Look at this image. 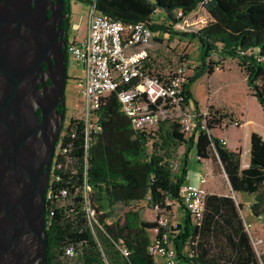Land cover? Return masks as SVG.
I'll return each mask as SVG.
<instances>
[{
    "label": "trees",
    "instance_id": "16d2710c",
    "mask_svg": "<svg viewBox=\"0 0 264 264\" xmlns=\"http://www.w3.org/2000/svg\"><path fill=\"white\" fill-rule=\"evenodd\" d=\"M71 1L66 0L69 14ZM91 4L113 20L146 21L157 34L162 32L199 41L201 65L188 77L183 92L185 102L193 103L197 112L200 113L191 91L192 84L204 73L212 74L215 64L227 58L237 60L264 107V0H93ZM158 12L165 15L162 23L154 19ZM249 49L256 53L243 54ZM66 56L69 61L68 53ZM213 56L219 59L215 61ZM155 70V65L150 64L148 71L156 73ZM58 108L65 121V102ZM208 110L212 115L207 129H201L199 122L189 138L180 131L177 122L169 125L166 134L158 130L155 135L134 130L129 117L121 111L116 92L104 96L103 129L91 135L88 142L83 125L72 120L60 137L61 147L67 148V152L59 153L56 158L55 179L51 185L55 196L49 200L47 210L49 264H67L65 248L79 244L81 252L77 262L81 264H155L148 246L157 221L143 220L140 213L146 208H164L167 197H179L186 169L174 174L170 153L181 143L195 142L199 159L208 158L212 149L225 158L221 142L211 130L232 116L213 106ZM164 124L162 122L159 128L163 129ZM228 153L235 161L234 170L227 171L233 187L253 193L256 201L251 206L252 211L257 216L263 215L264 138L258 133L252 134L251 166L241 170L239 176L234 175V171H239L241 154ZM87 183L98 189L107 207H126L121 216L113 217L110 212L101 216L103 228L98 227L99 240L86 217L84 187ZM64 190L66 194L62 193ZM204 220L205 215L200 227L192 226L187 213L184 225L179 226L175 239L177 252L179 258L189 264H207L200 251ZM260 264H264V255Z\"/></svg>",
    "mask_w": 264,
    "mask_h": 264
},
{
    "label": "built area",
    "instance_id": "2783aa9c",
    "mask_svg": "<svg viewBox=\"0 0 264 264\" xmlns=\"http://www.w3.org/2000/svg\"><path fill=\"white\" fill-rule=\"evenodd\" d=\"M87 15L86 33L83 35L80 28H71L67 37L69 59L82 66L84 76L79 85L82 97L79 106L81 115L70 118L68 123L66 121L64 128L72 120H75V124H82L88 142L91 135L103 129L101 107L104 96L116 92L121 111L129 117L136 131L155 135L162 122H177L186 137L194 132L199 122L201 129H207L212 113L208 109L200 113L193 111L183 97L184 85L188 81V71L191 68L188 61L181 62L164 77L148 71L149 65L154 64L152 50L157 34L149 22L127 23L113 20L99 11L95 4L90 5ZM253 52L256 53V50L249 49L243 54ZM225 68V60H219L214 66V70ZM223 125L240 127L242 122L232 117L224 119ZM64 128L60 137L64 135ZM220 142L223 145L228 144L226 138H221ZM61 145L62 138H59L46 195L48 204L55 196L51 185L55 179L56 158L59 153L67 152V148H62ZM170 163L172 172L179 174L182 170L181 162L175 160ZM212 172V168L207 166L200 174L199 185L184 182L178 198L167 197L165 207L155 209L157 227L152 229L148 246V252L154 257L155 264H178L179 255L175 239L179 228L171 222L170 213L174 207L182 205L190 217L192 226L200 227L205 215L206 197L209 194L206 185ZM92 190L94 188L87 183L84 187L85 212L92 232L99 240L97 230L98 227L103 228L100 218L105 212L94 207L89 197ZM62 193L66 194V191ZM49 219L47 215V220ZM252 245L257 255L262 257L264 240L254 237ZM79 246L80 244L69 245L65 248V255L69 259L67 264H81L77 262L81 252ZM125 254L128 255V252ZM105 260L108 263L106 258Z\"/></svg>",
    "mask_w": 264,
    "mask_h": 264
},
{
    "label": "water",
    "instance_id": "95a60500",
    "mask_svg": "<svg viewBox=\"0 0 264 264\" xmlns=\"http://www.w3.org/2000/svg\"><path fill=\"white\" fill-rule=\"evenodd\" d=\"M51 3L53 0H0V135L23 133L33 127L32 119L39 127H50L54 120L58 125L45 163L46 171L34 150L30 153L31 146L28 144L26 151L18 142L20 149L16 152L19 156L14 163V176L9 180L2 171L0 185L5 192L9 182L19 179L14 197L0 198V206L7 211L8 221L15 220L20 230L35 237L45 263V194L55 143L64 120L58 105L65 102L68 77L67 44L58 40L52 18L48 16ZM59 13L62 15L61 10ZM45 62L48 67L43 73ZM47 77L52 78L50 85L46 84ZM40 78L43 79L42 89L38 88ZM35 102L43 110L42 123L36 115Z\"/></svg>",
    "mask_w": 264,
    "mask_h": 264
},
{
    "label": "crops",
    "instance_id": "0c3cea01",
    "mask_svg": "<svg viewBox=\"0 0 264 264\" xmlns=\"http://www.w3.org/2000/svg\"><path fill=\"white\" fill-rule=\"evenodd\" d=\"M72 25L73 29L79 28L75 27V24ZM81 31L83 35L86 33V30ZM225 61L227 68L224 71L204 73L199 78L207 81L208 92L205 107L199 105V110L204 112L213 106L233 118L240 119L242 125L240 127L220 125L211 130L212 135L219 141L221 138L228 140L227 145L221 144L224 159L215 149L210 151L208 158L199 159L195 142L191 144L187 142L176 147L179 148L177 160L181 162L182 169H186L185 183L199 185L201 172L207 166H210L213 171L206 185L209 194L205 202L200 250L203 261L207 264H232L233 262L260 264L261 257L257 255L253 247L252 239L260 237L264 240V214L257 216L252 211L251 206L256 201L255 195L244 189H235L227 171H233L235 167L233 155L228 152L241 154L240 168L238 172L234 171V175L239 176L241 170L251 166V136L253 133H258L264 138V107L254 95L247 76L238 66L237 61L231 58ZM189 104L192 109L191 103ZM192 160L196 161L194 170L190 168ZM145 210L153 211L154 209L146 208L141 213ZM170 218L173 224L176 223L174 226L179 228L187 219V211L182 205L176 206L172 209ZM178 264H189V262L179 258Z\"/></svg>",
    "mask_w": 264,
    "mask_h": 264
},
{
    "label": "flooded vegetation",
    "instance_id": "af4514ba",
    "mask_svg": "<svg viewBox=\"0 0 264 264\" xmlns=\"http://www.w3.org/2000/svg\"><path fill=\"white\" fill-rule=\"evenodd\" d=\"M66 0L58 1L53 0V3L49 5L48 16L52 18L53 25L55 26L56 36L58 40L66 41L67 37L71 30V14L67 12L66 8ZM54 5V6H53ZM62 11V15L59 11ZM55 11V14L53 15ZM67 51V47H66ZM52 63L55 62L53 57H51ZM48 63L45 62L43 64V73L47 70ZM68 75V71H67ZM41 78H43V74H40ZM38 81V88H43V79ZM69 80V75L67 77L66 86ZM52 81L51 77H47L46 84L50 85ZM44 92H41V95ZM37 102H35V106ZM60 104L58 105V107ZM65 120L67 117L68 106H67V97H66V87H65ZM59 110V108H58ZM59 112V111H58ZM60 113V112H59ZM36 115L39 118V123L43 122V110L41 106H36ZM54 122V123H53ZM65 122L63 121L62 127L58 133V138L54 147V154L51 160L48 185L45 194V224L47 225V210H48V201L46 198L47 191L50 184L51 179V169L52 163L54 161V156L57 150L58 142L61 133L63 132V128L65 126ZM33 127L27 128L23 131H17V134H9L2 136L0 135V185L2 181V171L5 173L7 179H11L12 175L14 176V163L17 162L19 156L16 155L19 144L23 148V150L27 151V145L31 146L30 153L34 152L40 157V160L43 163L44 172L47 169V165L45 164L49 158V149L51 144L55 138V133L58 130V125L54 121H51V128L49 126H38V123H35V120L32 119ZM51 129V131H50ZM30 134V135H29ZM29 135V138H28ZM7 136V137H6ZM16 160V161H15ZM45 164V165H44ZM19 179L17 178L15 181L9 182L7 185L5 192L0 189V198L4 196L12 199L14 197L15 191L18 189ZM46 263L41 257L40 250L36 244V239L33 235L29 234V232H23L17 226V222L15 220L8 221L7 211L4 210L3 206H0V264H49L48 259V251L46 256Z\"/></svg>",
    "mask_w": 264,
    "mask_h": 264
},
{
    "label": "rangeland",
    "instance_id": "374dc122",
    "mask_svg": "<svg viewBox=\"0 0 264 264\" xmlns=\"http://www.w3.org/2000/svg\"><path fill=\"white\" fill-rule=\"evenodd\" d=\"M91 1L93 0L71 1V8H72L71 23L75 24V27L78 26L83 31L87 30V26H88L87 13L89 11ZM164 17H165L164 13L158 12L154 19L157 23H162ZM72 24L71 27L73 26ZM152 54L154 56V65L156 67L155 72L159 73L163 77L168 75L170 71L175 69L183 61H188L189 65L192 67L188 71L189 76L193 74L194 69L196 70V68L201 65L200 43L197 39H190L188 37H180L176 35L170 36L168 34H163L162 32H160L156 34V37L154 38ZM212 58L215 61L219 59L218 56H213ZM226 68H227V64H226ZM224 70H215V71H224ZM68 75H69V80L66 86L68 112L65 120L67 121V123L70 120V118L72 117L77 118L80 117L81 115L79 111V106L82 101V97L79 93V85H80V80L84 76L82 66L80 64L79 65L73 64L69 59ZM206 82L207 81H205L204 79H197L192 84V88H191L194 95V99L198 102V106L201 105L203 108L205 107L206 104L205 101L208 95ZM191 107L193 111L197 112L193 103H191ZM164 123L165 124L163 125V129H160L159 127L157 129L162 134H166V131L168 130V127L172 122H164ZM160 133H158V136L160 135ZM178 151L179 148H176L173 152L170 153L173 159L177 160L179 158ZM190 163H191L190 164L191 170L196 169V165H195L196 161L192 160L190 161ZM89 197L91 198L94 207L101 209V211L104 212H110L113 217H117V216H121L122 214H125L126 211L125 206L117 205L114 207H107V202L103 199L102 195H100L98 189L92 190ZM156 217L157 214L154 210L153 211L145 210L143 211V213H141V219L143 220L154 221L156 220ZM151 233H153L152 230Z\"/></svg>",
    "mask_w": 264,
    "mask_h": 264
},
{
    "label": "bare ground",
    "instance_id": "6f19581e",
    "mask_svg": "<svg viewBox=\"0 0 264 264\" xmlns=\"http://www.w3.org/2000/svg\"><path fill=\"white\" fill-rule=\"evenodd\" d=\"M45 217H46V215H45ZM47 219V218H46ZM46 222V221H45Z\"/></svg>",
    "mask_w": 264,
    "mask_h": 264
}]
</instances>
